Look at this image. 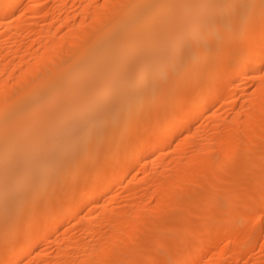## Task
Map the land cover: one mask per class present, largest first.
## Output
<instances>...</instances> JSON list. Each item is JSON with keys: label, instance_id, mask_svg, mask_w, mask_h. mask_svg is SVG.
Here are the masks:
<instances>
[{"label": "bare ground", "instance_id": "6f19581e", "mask_svg": "<svg viewBox=\"0 0 264 264\" xmlns=\"http://www.w3.org/2000/svg\"><path fill=\"white\" fill-rule=\"evenodd\" d=\"M249 72L254 94L229 103ZM263 72L264 0H0V248L12 250L0 257L20 264L61 224L52 202L67 182L70 216L151 152L162 155L142 187L156 185V205L135 187L129 208L100 205L79 219L93 239L76 241L81 256L68 243L46 264H199L220 238L223 253L252 248L239 231L264 209ZM202 110L210 130L188 134ZM247 160L258 178L239 169L218 184L216 167ZM218 196L232 225L216 220Z\"/></svg>", "mask_w": 264, "mask_h": 264}, {"label": "rangeland", "instance_id": "374dc122", "mask_svg": "<svg viewBox=\"0 0 264 264\" xmlns=\"http://www.w3.org/2000/svg\"><path fill=\"white\" fill-rule=\"evenodd\" d=\"M45 0H38V2H44ZM103 0H99V2H102ZM24 6V5H23ZM67 29V28H66ZM264 73V72H263ZM255 74H258V73H255ZM260 74V73H259ZM252 76H254V74H253V72H249V73H246V75L245 76H243V77H241V78H236V81H235V83L237 84V92H236V96L235 97H231V99H229V103L230 102H233V100H235V101H238V103H240L241 102V99H242V97L244 96V95H247L248 93V96L250 95H252V93L250 94V92L252 91L253 92V94H254V91L256 90V85H259L258 84V82L260 83V81H258L257 80V78L258 79H261L260 78V76H258L256 79L255 78H253ZM257 83V84H256ZM255 84V85H254ZM239 86V87H238ZM254 86V87H253ZM249 87V88H248ZM242 88V89H241ZM247 88V89H246ZM240 89V90H239ZM246 89V90H245ZM248 90V91H247ZM239 91V92H238ZM242 91V92H241ZM244 91H247L246 93L247 94H245V93H243ZM244 94V95H243ZM235 95V94H234ZM238 95H241L240 97L238 96ZM226 96V91L225 92H223V93H221V95L219 96V98H218V101L217 102H215V104H214V106H215V110H216V112L217 113H221V115L222 116H224V114H225V116H226V114H227V112H225L224 111V109H225V107L224 106H226L225 104L226 103H224V97ZM249 96V97H250ZM236 97H238V98H236ZM238 99V100H237ZM231 100V101H230ZM239 100H240V102H239ZM226 102V101H225ZM217 103V104H216ZM228 103V104H229ZM214 106H212L211 108L213 109L214 108ZM219 107V108H218ZM211 109V110H212ZM210 110V109H209ZM210 110V111H211ZM225 110H227V108L225 109ZM210 111H208V110H202V112L200 111V112H198V114L197 115H199V114H202L201 116L199 115L198 116V118H196V121L194 122V124H193V128L191 127L190 128V130H188V134L190 133V131H191V133H192V131H195V130H198L199 131V129H200V132H202V129L204 130V129H208V130H210V126H209V124H208V126L210 127H207V122H205V121H208V123H210V125L213 123V122H210L211 120H208L209 118H211V117H209L210 115H211V113L214 111V109H213V111L212 112H210ZM210 112V113H209ZM203 113H205V116H204V114ZM208 113L210 114L209 116H208ZM203 119H202V118ZM209 117V118H208ZM201 118V119H200ZM206 118V119H205ZM208 118V119H207ZM199 119V120H198ZM214 119V118H213ZM197 120H198V122H197ZM201 120V121H200ZM199 121H200V123H199ZM202 121H204V122H202ZM212 121H214V120H212ZM201 123H202V126L200 127L199 125H201ZM206 124V125H203V124ZM214 123H215V121H214ZM214 125V124H213ZM196 126V127H195ZM197 126L199 127V128H197ZM207 127V128H206ZM208 130H205V131H208ZM130 132V131H129ZM204 132V131H203ZM194 133V132H193ZM195 133H196V131H195ZM194 133V134H195ZM185 135H186V133H185ZM253 151V150H252ZM252 151H246V152H244L245 154H247V155H250L251 153L253 154L254 153V151L252 152ZM247 152H249V153H247ZM244 153H243V157H245V160H246V155L244 156ZM123 154V153H122ZM160 152H158V153H150V156L147 158H144L143 160H140L139 162L137 161L132 167H131V169L129 170V172H128V176H127V178H128V180L127 179H125L124 178V176H122L121 177V181L115 186V187H113L110 191H109V193L106 195V196H104V197H100V198H97L94 202H92L91 204L90 203H86V204H82V207H80V209L78 210V212L77 213H75V214H71L70 216H67V215H65V213H66V207H65V204H62V202L60 203L59 201L61 200H68L69 198H72L73 196L71 195V182H67L65 185V187H66V189H64V187H63V193L60 195V197H59V194L57 195V196H54V202H52V203H54L53 205L55 206V205H57V204H61L60 205V207L62 206V210H61V216H62V218L60 217V220H61V224L56 228V229H54V230H52L50 233H47L46 234V236H44L43 238H42V240H41V242H40V244L35 248V249H30V252L28 253V254H26L22 259H21V261H20V264H35V263H39L40 262V264L42 263V264H46V262L47 263H49L52 259H54V260H57L58 258H60V254H59V251H61V249L63 248V247H61L62 245L64 246H66L68 243H70V246H71V248H72V252H74V253H71V256H75L76 257V255L78 256V257H80L81 256V253H79V254H77V252L75 253V251H76V247H77V242L76 241H78V243H80V241H82L86 236L85 235H83V233H80V232H83L82 231V229H78V228H82V226H81V222L83 221V217L86 219V218H88L89 217V215H90V217H92L94 214H95V212H98L99 211V209L101 210V209H103V208H105L104 206H106L107 204H109L110 203V205L111 206H109L108 205V207H113V211L114 212H117V210H123V209H125V206L127 207L128 206V208L130 207V205H131V200L130 199H132V196H134L133 195V193H134V191H137L138 192V190H140L138 193L140 194V195H142V200H143V203L144 202H146L147 203V200H151L150 202L148 201V205L150 206V205H152V203H154V205H156V199H155V197H153V190H154V188H155V186H151L150 188H148V189H145L144 187H142L143 186V183L145 182V180L148 178H151L152 176H154V175H156L157 174V172H154V173H152L151 171V168L155 165V158L157 159L158 157H160ZM251 154V155H252ZM159 155V156H158ZM162 155V154H161ZM251 155H250V157H251ZM218 157H220V158H223L222 157V155L220 156V155H217ZM253 156V155H252ZM95 158H97V157H95ZM94 158V159H95ZM247 159H249V158H247ZM96 160H98V159H96ZM246 163H245V165H244V162L242 161V163L241 162H237V163H235V164H238L237 166H233L232 165V167L231 166H228V167H226V169H225V167H216V168H218V170L216 169V177H218V184L221 186H223V185H225L226 183H227V181H226V179H225V177L226 176H228V175H230V176H232V174L233 175H236V172L239 170V169H243V170H246V171H252V172H254V175H255V171H256V173H258V174H256L255 175V178H258L257 177V175H259L260 173H261V170H259L260 169V166H258L257 168H256V165H255V167L252 165V164H250V162H248V160L247 161H245ZM93 163H94V161H93ZM93 163H90L91 165H87V167L86 168H91V169H89V170H92V167H90V166H92L93 165ZM96 163H97V161H96ZM95 163V164H96ZM94 164V165H95ZM234 164V165H235ZM241 164V165H240ZM252 165V166H251ZM242 166V167H241ZM244 166V167H243ZM237 169H235V168ZM224 168V169H223ZM232 168V169H231ZM234 168V169H233ZM219 169H221V170H219ZM248 169V170H247ZM253 170H255V171H253ZM258 170V171H257ZM221 174H219L218 172ZM227 172V174H225L226 172ZM147 175H149V176H147ZM220 175V176H219ZM221 177H222V180H221ZM146 178V179H145ZM220 178V179H219ZM124 179V180H123ZM241 179V178H240ZM88 180L89 179H87V178H83L82 180H80L78 183L80 184V187L82 186V185H85L87 182H88ZM126 180V181H125ZM219 180H221V181H219ZM224 180V181H223ZM256 180V179H255ZM145 186V185H144ZM135 187V188H134ZM137 187V188H136ZM134 188V189H133ZM138 188H140V189H138ZM143 188L145 189V192L143 191ZM132 189L134 190L132 193H131V191H132ZM137 189V190H136ZM142 189V190H141ZM61 190V191H62ZM61 191H60V193H61ZM143 191V192H142ZM130 192V193H129ZM142 192V193H141ZM258 193H261V191H256V194L257 195H259ZM263 193V192H262ZM117 194H120V195H118L117 196ZM129 194V195H128ZM130 194L132 195L131 196V198H130ZM138 194V195H139ZM128 195V196H127ZM115 196H116V198H115ZM220 196H221V198H226L223 194H220ZM220 196H218V199L220 198ZM224 196V197H223ZM119 197V198H118ZM122 199H121V198ZM114 198H115V200H114ZM118 198V199H117ZM129 198V199H128ZM217 199V200H218ZM223 199H219L220 201V203L223 201ZM52 200V201H53ZM118 200V201H117ZM225 200V199H224ZM112 203H111V202ZM116 201V202H115ZM109 202V203H108ZM113 202H114V204H113ZM224 202V201H223ZM222 202V204H226V206L225 205H223L222 207H220V204L218 205V211H216V220H218V218L221 220V218H223L224 217V221L222 220V222H225V218L229 221V219L231 220V221H233L234 219H236L237 220V218H231L230 217V211H228V209L229 208H227V200H226V202H224L223 203ZM105 203H106V205H105ZM151 203V204H150ZM49 204V205H48ZM113 204V205H112ZM128 204V205H127ZM184 204H185V202H184ZM47 205L48 206H51L52 204H51V201L50 202H48L47 203ZM100 205H104L103 206V208L100 206ZM123 205V206H122ZM47 206V207H48ZM95 207H97V209L95 208ZM107 207V208H108ZM117 207V208H116ZM121 207H123L122 209H120ZM154 207V206H153ZM128 208H126V209H128ZM259 209V210H258ZM263 209V207L262 206H259V207H257L256 208V212H255V214H254V216H253V210H252V213H251V211H250V217H254L255 219H253V217L252 218H250L248 221H246V222H243L242 223V225H241V228H240V231H239V233L241 234L240 236H245L247 233L248 234H253V235H255V237H254V241H252V245H251V247L252 248H247V244H245V242H247L248 241V239L247 238H244L243 239V245H242V247L241 248H243L242 249V251H241V249H240V251L237 253V255L239 256V254H240V256L239 257H237V255H235V253H234V251L232 250V249H230V250H232V251H230V250H228L227 249V251H224V253L222 252V251H219L221 248H222V245L223 244H225V240H224V238H220V239H218V241H217V243H216V248H215V251H216V256H212L213 258H211L210 257V254H207L206 253V255L204 254V256L201 258V260H199L198 261V263L199 264H217V261H218V264H264V209H263V211H261V210ZM94 210V211H93ZM96 210V211H95ZM183 210V209H182ZM88 211H90V212H88ZM92 211V212H91ZM184 211V210H183ZM220 211V213L217 215V213ZM180 212V214L182 213L183 214V212H181V211H179ZM177 213H178V211H177ZM262 214V215H261ZM86 215V216H85ZM88 216V217H87ZM220 216V217H219ZM230 218H229V217ZM258 216H261L260 218H261V220H259V217ZM263 216V217H262ZM228 217V218H227ZM79 219H80V221H81V219H82V221L80 222L79 221ZM84 219V220H85ZM233 219V220H232ZM258 219V221H256ZM199 220V219H198ZM220 220H219V222H220ZM251 220V221H250ZM253 220V221H252ZM79 221V222H78ZM231 221H229L230 223H226V224H230V225H232L233 224V222H231ZM255 221V222H254ZM218 222V223H219ZM227 222V221H226ZM236 221L234 220V223H235ZM249 224H248V223ZM80 223V224H79ZM218 223H217V225H218ZM247 225V226H246ZM244 226H246V227H244ZM243 227V228H242ZM247 227H248V230H246L247 229ZM105 229H106V227H104ZM245 228V229H244ZM242 229H244V230H242ZM81 230V231H80ZM250 230V231H249ZM80 231V232H79ZM252 231V232H251ZM68 232V233H67ZM250 232V233H249ZM69 233H74V237L72 238V240H74V241H69V240H67V234H69ZM79 233V234H78ZM243 233V234H242ZM78 234V235H77ZM81 234V235H80ZM247 234V235H248ZM83 235V236H82ZM258 235V236H257ZM79 236H81V237H78ZM76 237H77V240H76ZM85 239H89V240H91L92 238H90V237H88L87 236V238H85ZM93 240V239H92ZM72 242V243H71ZM219 242V243H218ZM76 244V246H75V244ZM221 243V244H220ZM248 243V242H247ZM22 244V243H21ZM20 244V245H21ZM224 246V245H223ZM70 248V249H71ZM219 248V249H218ZM247 248V249H246ZM1 250H3L4 249V245L0 248ZM218 249V250H217ZM222 250V249H221ZM12 250H11V248L9 247V248H7V249H5V250H3V252L6 254L7 253V255H6V257L5 258H7L8 257V255H9V253L11 252ZM214 251V252H215ZM223 253V254H225L224 256H221L222 254H220V253ZM241 252H242V254H241ZM56 253H58V254H56ZM233 253H234V255H233ZM244 253V254H243ZM12 254V253H11ZM38 254V256H36ZM46 254H47V256H46ZM75 254V255H74ZM231 254H232V256H231ZM41 257H40V256ZM55 255V256H54ZM49 256H51V257H49ZM207 256V257H206ZM218 256V257H217ZM233 256L235 257V258H233ZM38 257V258H37ZM48 257V258H47ZM216 257V258H215ZM231 257V258H230ZM237 257V258H236ZM5 258H4V256H2V257H0V264H10L8 261L6 262V260H5ZM40 258V259H39ZM43 258V259H42ZM46 258V259H45ZM204 258V260H202ZM214 258H215V260H216V263H215V260H214ZM37 259V260H36ZM205 259H207L206 261H205ZM45 260V261H44ZM48 260H49V262H48ZM211 260V261H210ZM43 261V262H42ZM207 261H209V262H207ZM30 262V263H29ZM45 262V263H44ZM207 262V263H206ZM211 262V263H210Z\"/></svg>", "mask_w": 264, "mask_h": 264}]
</instances>
